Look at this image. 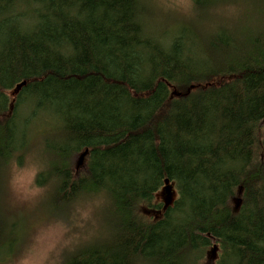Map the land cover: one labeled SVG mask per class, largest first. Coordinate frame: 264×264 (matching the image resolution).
I'll list each match as a JSON object with an SVG mask.
<instances>
[{"label": "trees", "instance_id": "16d2710c", "mask_svg": "<svg viewBox=\"0 0 264 264\" xmlns=\"http://www.w3.org/2000/svg\"><path fill=\"white\" fill-rule=\"evenodd\" d=\"M225 1L194 0L163 40L145 0H0V251L17 239L3 172L44 120L53 215L107 201V237L61 264H200L214 243L217 264H264V0L233 27L213 20Z\"/></svg>", "mask_w": 264, "mask_h": 264}, {"label": "rangeland", "instance_id": "374dc122", "mask_svg": "<svg viewBox=\"0 0 264 264\" xmlns=\"http://www.w3.org/2000/svg\"><path fill=\"white\" fill-rule=\"evenodd\" d=\"M145 3L148 30L163 40L172 39L179 25H191L197 14L194 0H145ZM248 6V0L225 1L214 13L213 20L233 27ZM45 122L41 120L33 126L32 134L38 136L30 139L31 146L22 162L13 161L3 172L2 205L10 223L16 224L17 239L12 250L0 251V264H61L63 257L77 246L108 235L104 193L82 197L71 205L67 217H57L51 211V186L36 185V177L44 168L40 132L51 130V125ZM82 170L83 166L78 165L77 173ZM177 196L175 186L166 183L157 192L154 202L166 207L172 205ZM143 209L151 219L161 216L162 209ZM219 257L220 248L214 243L200 264H217Z\"/></svg>", "mask_w": 264, "mask_h": 264}, {"label": "water", "instance_id": "95a60500", "mask_svg": "<svg viewBox=\"0 0 264 264\" xmlns=\"http://www.w3.org/2000/svg\"><path fill=\"white\" fill-rule=\"evenodd\" d=\"M26 84V82H23V83H21V84H19L18 86H17V89L16 90H19L23 85H25ZM82 158H83V156H82Z\"/></svg>", "mask_w": 264, "mask_h": 264}]
</instances>
